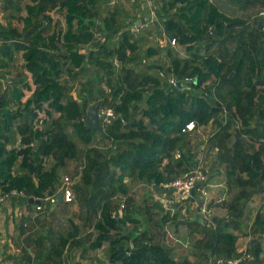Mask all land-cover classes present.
Instances as JSON below:
<instances>
[{
	"label": "trees",
	"instance_id": "trees-1",
	"mask_svg": "<svg viewBox=\"0 0 264 264\" xmlns=\"http://www.w3.org/2000/svg\"><path fill=\"white\" fill-rule=\"evenodd\" d=\"M21 2L0 0V196L23 190L9 197L28 206L31 196L55 193L68 174L77 207L61 199L51 210L41 200L36 214L15 218L18 251L3 260L206 264L239 254L236 232H243L250 253L243 264H264V203L253 215L247 208L264 193V31L257 26L264 0ZM150 9L157 19L149 27L159 25L160 37L142 47L139 35L149 27L135 34L131 25ZM185 76L191 80L182 87L170 82ZM24 89L31 93L23 101ZM97 102L116 116L91 128L84 119ZM189 120L215 130L194 143L192 130L182 131ZM206 142L223 164L226 212L201 223L199 212L185 209L184 223L192 216L202 226L189 224L197 235L187 246L169 244L167 234L163 243L162 231L180 223L181 203L163 206L150 194L140 203L128 182L172 196L163 183L192 169ZM41 225L46 232L37 233Z\"/></svg>",
	"mask_w": 264,
	"mask_h": 264
},
{
	"label": "built area",
	"instance_id": "built-area-1",
	"mask_svg": "<svg viewBox=\"0 0 264 264\" xmlns=\"http://www.w3.org/2000/svg\"><path fill=\"white\" fill-rule=\"evenodd\" d=\"M117 0H109V4L115 3ZM130 2H135L136 0H128ZM142 3H147L149 4V0H140ZM150 13L153 12L152 9L149 11ZM259 17L262 19L260 22V30L264 31V9H260L258 12ZM151 22V18L147 19L145 18L144 21H141L140 18H138V22L132 23V30L137 34L140 32L143 28H148ZM164 39H162L160 42L161 44L164 43ZM170 43L172 45L176 44L175 38H170ZM142 62H145V58H142ZM191 77L185 76L184 81H190ZM177 79L175 77L170 78V82L172 84H176ZM98 113L101 115L100 121L103 123H109L111 122L112 119L115 118V112L114 110L109 107V106H102L98 108ZM196 125L194 120H189L187 123H185V126L182 128V131H190V130H195ZM181 155V152L179 150L176 151V156L179 157ZM206 179V172L205 170L201 169L200 167H194L180 176L176 177L173 180H170L168 182L163 183V186L165 188H171L174 187L175 190L179 191V195L176 197L174 194L166 200V204L164 206H169L172 207L173 203L177 202V198L179 199L177 203H180L182 200H187L190 199L191 196H194L195 199L194 201L197 203L196 197H199L202 195L203 199L201 201V211L202 214L207 217L208 209L207 206L205 205L206 201H211L213 199V194H216L218 191L216 189H212V186L209 188L210 184L208 181H205ZM205 181V183H203ZM73 183V179L70 175L64 174L63 175V180L60 186L57 188V191L53 194L46 195L41 199L40 197L37 196H32L34 199H39V202H34L35 208L36 209H41L43 207L42 201L49 202L51 204H56L57 202V194H61V199H63L66 202L72 201L73 200V190L71 187V184ZM215 186V185H214ZM213 186V188H215ZM197 191L196 195H194V192ZM23 195L24 192L23 190H16V189H11L10 191L2 194L0 196V201H3L5 198L9 197L10 195ZM264 197V193H263ZM219 196L217 197V200H220ZM264 202V199H263ZM185 209H181L180 213H184ZM179 213V214H180ZM177 213V215H179ZM170 236L172 238V244H178L182 243L183 246L188 245V239L183 241V239L179 238L178 236H175L173 233L171 235V232L167 229V236ZM248 258H250V253L246 251V248L243 250H240L239 254L230 256V257H223V256H217L214 259L210 261V264H243L244 261H246Z\"/></svg>",
	"mask_w": 264,
	"mask_h": 264
},
{
	"label": "rangeland",
	"instance_id": "rangeland-1",
	"mask_svg": "<svg viewBox=\"0 0 264 264\" xmlns=\"http://www.w3.org/2000/svg\"><path fill=\"white\" fill-rule=\"evenodd\" d=\"M26 1H27V0H26ZM24 2H25V0H24ZM261 9H262V8H261ZM58 14H59V13H58ZM1 15H2V12H0V16H1ZM56 16H57V15L54 14V17H56ZM58 17H60V18L62 19L63 23H64V18H63V16H62L61 14H59ZM155 19H157L156 16H155V18L152 20V23L154 22ZM152 23H151V27L153 26ZM153 28H154V29L157 31V33L159 34L158 30H159L160 26L158 25V27H157V26L154 25ZM17 65L19 66L20 64L17 63ZM19 68H21V67H19ZM24 71H25V70H24ZM25 73H27V75H28V80L30 81V73H29L27 70L25 71ZM9 78H10V77H9ZM8 80H10V79H8ZM31 86H32V88L34 87L33 84H32ZM30 93H31V89H24V95L22 96V100L24 101V100L26 99V97H27ZM211 123H212V122H211ZM208 124H209V123H207V125H208ZM205 128H207V129H206V131L204 130V133H205V135H208V134L210 133V131H212V130L215 128V125H214V124H211L209 127H205ZM197 129H198V128H197ZM197 129H195V130H193V131L191 132V141L194 142V143H197L198 139L200 138V134H202V130H201V131H198ZM94 142H97V140L94 139ZM207 148H208V143L206 142V143L202 146V148H201L202 153H201V156H200V160H201V158L204 156L203 159L206 161V164H205V162L203 163V164H204L203 168L206 169V170L208 171V174H209V178H210V180L215 181V180H217V179H219V178L221 177L219 174H220L221 172H223V171L220 170V172H215L214 168L222 169V168H221V163H220V161L217 159V155H216V153H215V152L213 153L211 150H210V151H207ZM209 160H210V161L212 160L211 165H212L213 167H209V164H208ZM59 169H61V168H59ZM221 174H222V173H221ZM218 175H219V176H218ZM222 178H223V179L225 178L224 175L222 176ZM129 186H130L131 188H133V187L135 186V183H130ZM151 186H153V185H151ZM152 190H153V192H155V193L158 195V197L160 196L159 199L162 198V199L160 200V202H161L162 205L164 206V205L166 204V200H168V198L171 196L170 193L167 192V191H164V190H162L160 187H156V186H153V189H152ZM263 199H264V197H263L262 194H261V196L258 195V202L261 201L262 203H264V202H263ZM12 200H13L12 202H13L14 206H15L17 209L22 208V209H24L26 212H30V215H34V213L36 214V211L33 210V209H34V208H33V206H34L33 203H30L28 206H26L25 204H23V203L20 202L19 196H15L14 198H12ZM9 201H11V198H10V197H7V198L3 201L2 206H5V205L7 206L8 203H9ZM43 202H45V201H43ZM180 203H181L182 206H180L178 209H182V210H183V209H186L187 213H189L190 215L192 214V216H195L196 213H198V212H199L200 214H202V212H203V211H201V206H202V205H198L196 202H192L191 199L182 200ZM220 203H221V202H219V203H217V204H214V203H211L210 201H206L205 205L207 206V209H208V210L216 211L217 209L222 208V205H221ZM251 204H252V210H255L257 203H251ZM22 206H23V207H22ZM1 208H2V207H1ZM216 213H218V212H216ZM219 213H220V212H219ZM211 215H212V214H211ZM211 215H207V216L210 218ZM192 216H191V217H188L186 223H179V224H175L174 222H173V223H169V225H168V230L171 232V235H172V233H173L175 236H178L179 238L183 239V241H185V240H187V239L190 240V239L194 238V236L197 235L198 232H196V231L194 230L195 228H193V227L196 226L198 223L196 224L195 217H192ZM178 217H181V214H179ZM44 219L46 220V224H47V226H48V225L54 226L52 222H49V219H48V218H47V219L44 218ZM43 223H44V222H43ZM192 223L194 224V226H190V225H189V224L192 225ZM184 225H186V226L188 227L187 230H185L184 228L181 229ZM200 227H202V226L197 225V228H200ZM3 228H4V227H3ZM45 228H46V226L44 227L43 225H41V226L37 227L36 232H37V233H39V232H46ZM174 228H175V231H174ZM190 228H191V229H190ZM6 229H7V230L9 229V220L6 221ZM180 229H181V230H180ZM1 231H2V230H1ZM53 232H55V229L53 230ZM55 233H56V232H55ZM18 234H20V233H18ZM188 235H190V238L187 237ZM186 237H187V238H186ZM14 238H15V236H13V237L11 238V233H10V232H8V231H4V233L2 234V236H1V238H0V254L3 253V252L5 251L4 249H7L8 246H9V248L11 249V252H15L16 247H15L13 244L11 245V243H10V239H11L12 243H14ZM167 238L169 239L170 244H172V238H171L169 235L167 236ZM20 242H23V241H20ZM188 244H189V241H188ZM180 245H183V244L180 243ZM180 245H177V247H180ZM178 250H179V248L176 249V251H178ZM7 252H9V251H7ZM104 252H105L104 249H103V250H100L99 254L103 255ZM202 253H204V252H202ZM89 254H91L90 251H89ZM89 254H88L87 258H89ZM206 254H208V252H207ZM204 255H205V254H204ZM208 256H209V255H208ZM1 259H2V258H1ZM90 259L93 260V256L90 257ZM8 260H9V259H8ZM1 261H2V260H1ZM1 261H0V262H1ZM104 261L106 262L105 264H112V263H110V261L107 260L106 258L104 259ZM2 262L4 263L5 261H2ZM2 262H1V263H2ZM206 264H210V260H208Z\"/></svg>",
	"mask_w": 264,
	"mask_h": 264
},
{
	"label": "crops",
	"instance_id": "crops-1",
	"mask_svg": "<svg viewBox=\"0 0 264 264\" xmlns=\"http://www.w3.org/2000/svg\"><path fill=\"white\" fill-rule=\"evenodd\" d=\"M26 2H30V0H27V1L25 0V2H24V0H22L21 4L24 5ZM0 12H1V10H0ZM148 12L149 11H145L144 13H146V15H147ZM54 14L57 15L56 17H58V15H59L58 13H54ZM54 14H53V17H54ZM0 18H1V16H0ZM150 18H151V20H153L155 18L154 10H153V12H151ZM139 36H140L139 37V40L142 42V47H145L149 43L156 42L157 40H159V37H160L159 34L157 33V31L153 28V26L152 27L150 26L148 29L143 30V32ZM211 124H213V123L209 122L208 125L207 124L206 125H202V126H200L197 129L198 131H201L202 130V134H200V139H206L211 134V132L213 130H215V128H214L212 131H210V133L208 135H205L204 130L206 131V129H207L205 127H209ZM211 151L214 153L216 150L213 149ZM203 158H204V156L201 158V160L199 159L198 162L194 163V165L192 166V168H194V167H200L201 169H204L203 168V163H204V159ZM210 162L212 163V160ZM211 163L209 165H211ZM221 168L222 169H219V171H218V168H214V169H217V170H215V172H220V170L223 171V164H221ZM221 173L219 174L221 176L219 179H217L215 181H212L209 178V181H208L210 184H212V185H209V188L212 186V189H216L218 191L216 194H213L212 195L215 200L213 202H211L213 199L210 201L211 203H214V204H217L219 202H222L226 198L228 184L226 182V179L225 178L224 179L222 178V176L224 175V171L221 172ZM224 177H225V175H224ZM72 179H73V181H75L74 178H72ZM130 183H135V186L133 188H131L129 186ZM128 186H129L130 190L136 191V193L138 194L137 201L140 202V203L142 202L141 201L142 196H144V195L146 196V195H149V194L155 199V201H159L160 202V200L162 199V198L159 199L160 196L158 197V195L155 192H153V190H152L153 189V186H151V185L150 186H144V187H142V185H139L138 183H136L134 181H129L128 182ZM213 186L215 188H213ZM261 194L262 193L254 194L252 196V198H251L250 203L247 204V208L250 209V212H249L250 215L255 214V211L258 210V208L261 207V204H263L261 201L258 202V195L261 196ZM218 196H219V198H221L220 200H217V197ZM76 197H77L76 192L73 191V200H72L73 203H72V206L75 207V208L77 207ZM12 201L13 200L11 199V201H9V203H8L7 206L5 205L2 208H0V238H1L2 234L4 233V231L10 232L11 233V238L13 236L16 237L18 235V233H20V232L18 231V225H17V222L15 221V218H20V217L23 218L27 214H30V212H26L22 208L17 209L14 206V204H13ZM251 203H257L255 210H252V204ZM54 207H55V205H54ZM41 209L34 208L33 210L37 211V210H41ZM216 212H218V213H216ZM225 212H226V208L222 206V208L217 209L216 211L208 210V213L207 214L208 215H211L212 214V215H218L219 216V215L225 214ZM120 213H121V211L119 212V214ZM212 215L210 217H212ZM7 220H9V229L8 230L6 229V221ZM183 228L185 230L188 229V227L186 225H184L181 229H183ZM174 231H175V228H174ZM236 233L238 234V237H237V240H236V244L235 245H236V251L239 253L240 250L245 249L246 244H247V241L249 239V235L243 234V232L242 233L241 232H236ZM187 237L190 238V235H188ZM10 243H11V245L13 244L16 247L15 243H12L11 239H10ZM168 243H170L169 240H168ZM174 245H176V244H174ZM263 245H264V242H263ZM80 249H81V247H77V248L74 249L73 252L74 253H78L80 251ZM4 250L5 251L0 254V261L2 260V261H5V262L3 263L1 261L2 263L0 262V264H14L13 259H12L11 256H10V258L4 259V260H3V256L8 255V253H11L13 255V253H15L16 251H18L17 247H16L15 252H11V249L9 248V246L7 247V249H4ZM7 251H9V252H7ZM74 259H75V256H73L71 258V260H74Z\"/></svg>",
	"mask_w": 264,
	"mask_h": 264
},
{
	"label": "water",
	"instance_id": "water-1",
	"mask_svg": "<svg viewBox=\"0 0 264 264\" xmlns=\"http://www.w3.org/2000/svg\"><path fill=\"white\" fill-rule=\"evenodd\" d=\"M150 12H148L147 13V15H146V17H141L140 18V20L141 21H144L145 20V18H147V19H149L150 18ZM135 23H137L138 22V19H136L135 21H134ZM260 22H258V27H260ZM196 79V77H194V80ZM176 85L177 86H179V87H182L183 85H184V80L183 79H178L177 81H176ZM99 105H100V103L99 102H97V103H95V104H93V105H90L89 107H88V109H87V114H86V116H85V122H86V124L89 126V127H91V128H100L101 127V125H100V119H101V115H99V113H98V108H99ZM236 140H237V138H236ZM235 140V141H236ZM233 145H234V143H233ZM169 191L170 192H173V194L177 197L178 195H179V191L178 190H175L174 189V187H171L170 189H169ZM202 199H203V197H202V195H200L199 197H198V203H200L201 201H202ZM178 198H177V202H178ZM28 201L30 202V203H32V202H39V199H34L32 196L31 197H29L28 198ZM59 201H61V194L60 193H58L57 194V202H59ZM54 208V204H51V206H50V209L52 210ZM198 220H199V222H201V223H206V219H204L203 217H199L198 218ZM180 223H184V219H180V221H179ZM165 239H166V229H164L163 231H162V242L163 243H165L166 241H165Z\"/></svg>",
	"mask_w": 264,
	"mask_h": 264
},
{
	"label": "clouds",
	"instance_id": "clouds-1",
	"mask_svg": "<svg viewBox=\"0 0 264 264\" xmlns=\"http://www.w3.org/2000/svg\"><path fill=\"white\" fill-rule=\"evenodd\" d=\"M173 193V192H172ZM262 195H263V193H262ZM177 203V202H176ZM172 210V209H171ZM173 211V210H172ZM181 214V217H178L177 219L180 221V219H183L182 218V213H180ZM202 215V217L204 218V219H206V222L207 223H210V219H211V217L209 218V217H205L203 214H201ZM208 215V214H207ZM168 227V226H167ZM168 229V228H167ZM167 229H166V234H167ZM169 239L167 238V241H168ZM170 244V243H169ZM172 245V244H171Z\"/></svg>",
	"mask_w": 264,
	"mask_h": 264
}]
</instances>
